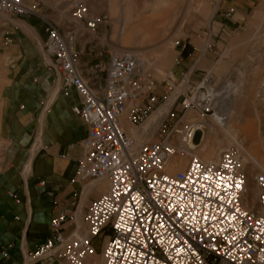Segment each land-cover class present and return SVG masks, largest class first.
<instances>
[{
    "label": "built area",
    "instance_id": "built-area-1",
    "mask_svg": "<svg viewBox=\"0 0 264 264\" xmlns=\"http://www.w3.org/2000/svg\"><path fill=\"white\" fill-rule=\"evenodd\" d=\"M34 10L22 0H0V11L12 17ZM70 16L88 33L108 23L103 15H91L84 1L73 3ZM45 33L46 67L76 94L79 106L72 113L87 130L75 181L85 188L102 181L106 186L88 203L81 224L74 213L60 212L50 222L51 236L27 256L29 262L52 258L57 264H264V172L253 176L249 189L239 150L229 148L205 161L189 149L207 127L189 121L188 113L212 121L216 115L212 76L206 74L194 87L180 79L178 90L169 77L158 86L135 53L114 52L105 70L100 64L91 67L90 83L77 68L75 30L61 33L51 26ZM171 99L148 142L137 144L122 128L127 111L131 129L140 130ZM172 159H186L187 164L170 173ZM253 190L255 201L248 207ZM8 195L19 203L16 195ZM66 223L72 227L69 233ZM97 238L103 240L99 253Z\"/></svg>",
    "mask_w": 264,
    "mask_h": 264
},
{
    "label": "crops",
    "instance_id": "crops-1",
    "mask_svg": "<svg viewBox=\"0 0 264 264\" xmlns=\"http://www.w3.org/2000/svg\"><path fill=\"white\" fill-rule=\"evenodd\" d=\"M60 1L66 0H22L24 7L35 8L34 14L10 19L9 39L2 46L5 72L0 91V264H32L27 256L51 236L50 222L60 212H66L74 213L75 221L81 224L88 203L100 197L105 188L104 184L85 188L75 181L87 130L72 113V108L79 106L76 94L65 89L54 71L46 67L43 53L46 29L53 26L63 33L71 25L73 5L71 8L54 5ZM256 2L227 0L224 11L233 9L234 12L229 17L224 16L223 21L218 20L217 33L238 29L236 25L242 15L252 10ZM109 4L107 12L113 17L115 4ZM127 13L124 9L123 24L117 34L120 39L129 37L134 29L139 32L138 27H130ZM74 29L75 50L79 54L77 68L83 78L92 83L91 67L100 64L105 70L113 54L103 44L106 27L100 26L94 33L77 26ZM193 54L184 55V61H190ZM166 61L167 55L156 69L165 68ZM143 66L145 70L148 68L145 63ZM197 71L205 72L193 71L189 77L192 87L202 79L199 74L195 75ZM104 76V71L99 73V83ZM122 126L134 135L126 117L122 119ZM143 129L145 135L151 128ZM142 137L137 134L134 138L140 143ZM8 194L16 195L19 203ZM64 225L65 232L69 233L71 225ZM2 253L7 257L2 258ZM36 264L57 263L45 258Z\"/></svg>",
    "mask_w": 264,
    "mask_h": 264
},
{
    "label": "rangeland",
    "instance_id": "rangeland-1",
    "mask_svg": "<svg viewBox=\"0 0 264 264\" xmlns=\"http://www.w3.org/2000/svg\"><path fill=\"white\" fill-rule=\"evenodd\" d=\"M226 1L84 0L91 15H103L108 20L104 26L105 48L113 53H135L147 64L148 68L144 71L151 75L158 86L164 78L169 77L176 83L175 89L178 90L180 79L189 81L195 70L205 71L195 72L201 78L206 74L212 76V85L215 92L219 93L216 100L219 103L227 100L225 110L228 115L221 124L215 117L212 121L211 118L200 119L195 116V121L207 127L201 146L196 149L195 154L199 159L211 161L221 152L236 148L239 150V158L246 165L247 186L252 189L253 176L264 172V0H257L254 8L242 15V20L236 25L238 29L218 34V20L223 21L228 13L223 8ZM74 2L76 0H66L55 2L54 5H67L71 8ZM109 3L115 4L113 10L116 13L113 17L107 12ZM45 5L48 6V2ZM124 9L128 12L130 27H138L139 32L134 29L129 37L120 39L117 34L123 24ZM10 19L14 18L0 11V91L5 72L2 46L9 39ZM74 26L76 25L71 20L68 28L74 29ZM205 45L207 46L203 49ZM190 54L193 57L185 62L184 55ZM166 55L168 61L163 64L165 68L156 69ZM217 106L220 104L214 106L215 109ZM147 122L141 126L142 129ZM131 130L134 131L131 136L133 138L137 134L143 135L140 143L148 141L149 138L144 137V129L141 132ZM127 133L129 134L128 131ZM200 140L199 137L195 142L199 143ZM1 146L0 143V153ZM177 161L183 164L181 169L187 164L186 159ZM176 170L172 168L173 172ZM247 200L246 205L251 207L255 198L249 194ZM102 241L101 238L95 239L98 253ZM96 259L97 257L94 258Z\"/></svg>",
    "mask_w": 264,
    "mask_h": 264
},
{
    "label": "bare ground",
    "instance_id": "bare-ground-1",
    "mask_svg": "<svg viewBox=\"0 0 264 264\" xmlns=\"http://www.w3.org/2000/svg\"><path fill=\"white\" fill-rule=\"evenodd\" d=\"M81 2L82 1H84V0H80ZM119 53H126V52H121V51H118ZM131 52V51H130ZM130 52H127V53H130ZM133 53V52H132ZM140 62H141V66H143V62H142V60L140 59ZM143 69L145 70V68H144V66H143ZM215 91V90H214ZM213 91V92H214ZM216 97H218L219 96V93H216L215 92V94H214ZM221 97V96H220ZM220 100V99H219ZM171 104H172V99L171 100H169L166 104H164L163 105V107L160 109H158L157 110V112H156V114H152L151 116H149L148 118H147V120L151 117V119L147 122V124H146V126L145 127H150V128H153V125L161 118V116L163 115V113H165L168 109H169V107L171 106ZM217 104H220V106H217L216 107V109H215V112H216V115H215V118H216V121L217 122H219V124H221V122H222V120L223 119H225L226 118V116L228 115V112L225 110L226 109V106H227V100H222L220 103H219V101L218 100H216V102H215V106L217 105ZM215 108V107H214ZM128 112V111H127ZM127 112L125 113V115L123 116V118H127V121H128V114H127ZM196 115H192V113L191 112H189L188 113V120L189 121H191V122H195V119H196V117H195ZM122 118V119H123ZM145 122V123H146ZM144 123V124H145ZM121 124H122V122H121ZM122 128H123V126H122ZM140 129L141 130H138V131H142L143 129L140 127ZM152 133V129H150V130H148V133H146L145 135H144V137L146 138H148V136L150 135ZM205 134V133H204ZM203 137H204V135L202 136V138H201V140H200V142L198 143V142H195V143H193L192 145H190V147H189V149L193 152V155L195 156L196 154H195V151H196V149L197 148H199L201 145V142H202V139H203ZM136 140V139H135ZM149 140V139H148ZM136 142H137V144H140L137 140H136ZM148 142V141H147ZM146 143V142H145ZM197 158H198V156H196ZM177 160H180V159H172L170 162H169V165H168V169L167 170H169V172L170 173H172L173 171H172V168H176L177 170H180L181 168H182V163L180 162H178ZM181 160H185V159H181ZM176 170V171H177ZM102 184H104L105 186H106V184H105V182L104 181H102V182H100V183H98V184H96V188H98L97 186H100V185H102ZM253 196H254V198L256 197V193H255V191H253L252 193H251ZM254 203V202H253Z\"/></svg>",
    "mask_w": 264,
    "mask_h": 264
}]
</instances>
